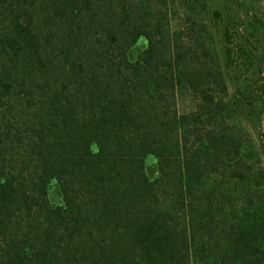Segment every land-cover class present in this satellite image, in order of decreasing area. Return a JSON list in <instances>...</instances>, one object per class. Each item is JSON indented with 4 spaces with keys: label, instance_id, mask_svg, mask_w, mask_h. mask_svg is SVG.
I'll list each match as a JSON object with an SVG mask.
<instances>
[{
    "label": "trees",
    "instance_id": "16d2710c",
    "mask_svg": "<svg viewBox=\"0 0 264 264\" xmlns=\"http://www.w3.org/2000/svg\"><path fill=\"white\" fill-rule=\"evenodd\" d=\"M263 141L264 0H0V264H264Z\"/></svg>",
    "mask_w": 264,
    "mask_h": 264
},
{
    "label": "rangeland",
    "instance_id": "374dc122",
    "mask_svg": "<svg viewBox=\"0 0 264 264\" xmlns=\"http://www.w3.org/2000/svg\"><path fill=\"white\" fill-rule=\"evenodd\" d=\"M210 28H211L212 33H213L214 43L216 45V49H218L219 53L221 54L222 51H223V43H222V39H221V36H220L221 26L218 24V22H211L210 23ZM231 74L233 76L234 75V71L232 73H230V75ZM241 79L242 78H240V80ZM232 81H230L231 84H232V87H233L232 89L237 88L242 83L241 81H238V80H235V79H233ZM243 120H244V122L247 125L248 131H249V137H251V139L254 141V143H256V145H258L259 144V139L261 138V135H262V132H263V128H261V129L259 128V125H258L257 121L252 116L244 117Z\"/></svg>",
    "mask_w": 264,
    "mask_h": 264
}]
</instances>
